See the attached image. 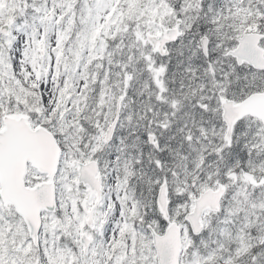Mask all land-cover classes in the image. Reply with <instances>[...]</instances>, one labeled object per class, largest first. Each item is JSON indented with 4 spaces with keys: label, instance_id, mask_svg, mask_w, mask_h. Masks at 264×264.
<instances>
[{
    "label": "snow or ice",
    "instance_id": "obj_1",
    "mask_svg": "<svg viewBox=\"0 0 264 264\" xmlns=\"http://www.w3.org/2000/svg\"><path fill=\"white\" fill-rule=\"evenodd\" d=\"M0 264H264V0H0Z\"/></svg>",
    "mask_w": 264,
    "mask_h": 264
}]
</instances>
